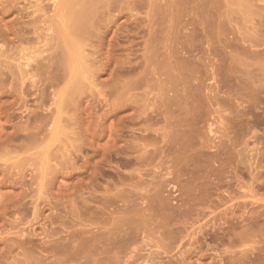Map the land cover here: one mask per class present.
<instances>
[{"label":"rangeland","instance_id":"374dc122","mask_svg":"<svg viewBox=\"0 0 264 264\" xmlns=\"http://www.w3.org/2000/svg\"><path fill=\"white\" fill-rule=\"evenodd\" d=\"M0 264H264V0H0Z\"/></svg>","mask_w":264,"mask_h":264},{"label":"bare ground","instance_id":"6f19581e","mask_svg":"<svg viewBox=\"0 0 264 264\" xmlns=\"http://www.w3.org/2000/svg\"><path fill=\"white\" fill-rule=\"evenodd\" d=\"M58 7H59V5H58ZM40 11H42V10H40ZM86 19V18H85ZM80 21V20H79ZM87 22V21H86ZM81 23V22H80ZM80 25V24H79ZM62 31V30H61ZM63 33V32H62ZM64 34H65V32H64ZM64 40V39H63ZM67 40V39H66ZM71 43V42H70ZM73 45V44H72ZM71 51V50H70ZM77 51V50H76ZM74 54L75 53V49H74V52H71V54ZM77 53V52H76ZM69 54H70V52H69ZM78 54V53H77ZM68 57H71L70 55L68 56ZM75 57H76V55H75ZM80 57V56H79ZM70 59V58H69ZM28 60H30V59H28ZM27 60V61H28ZM26 61V62H27ZM78 61V60H77ZM75 59H74V57H72L70 60H69V62L67 61V63H68V66L71 68V69H73L74 67H76L75 65L78 63ZM80 63V62H79ZM24 64V63H23ZM27 67H28V65H27ZM69 68V69H70Z\"/></svg>","mask_w":264,"mask_h":264}]
</instances>
